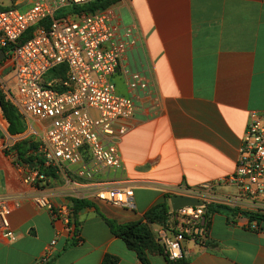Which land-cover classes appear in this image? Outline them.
<instances>
[{
    "label": "crops",
    "instance_id": "crops-1",
    "mask_svg": "<svg viewBox=\"0 0 264 264\" xmlns=\"http://www.w3.org/2000/svg\"><path fill=\"white\" fill-rule=\"evenodd\" d=\"M111 10L125 43L111 81L124 97L131 95L133 75L145 86L137 88L135 114L125 122L130 130L119 145L121 167L99 177L132 188L134 209L118 211L87 198L94 207L78 211L73 245V227L67 230L49 210L38 209L34 197L44 192L50 209L70 210L71 191L92 188L58 178L38 189L26 185L15 157L0 150V196L17 204L9 217L16 238L0 237V264H37L56 234L48 264H101L107 255L118 264H139L100 214L118 223L137 221L176 186L195 188L226 178L235 170L248 113L264 111V0H120ZM211 193L220 204L235 188L221 182ZM231 207L264 213V197ZM171 219L166 229L152 228L156 239L176 232ZM207 237V245L185 237L187 264H264V223L220 212L212 215ZM149 262L166 264L160 255H150Z\"/></svg>",
    "mask_w": 264,
    "mask_h": 264
},
{
    "label": "built area",
    "instance_id": "built-area-1",
    "mask_svg": "<svg viewBox=\"0 0 264 264\" xmlns=\"http://www.w3.org/2000/svg\"><path fill=\"white\" fill-rule=\"evenodd\" d=\"M90 1L0 0V51L4 53L0 65L8 63L12 70V86L0 82V88L23 118L36 120L42 129L43 136L33 154L42 163L17 166L23 183L38 189L52 178L45 174L50 170L69 186L92 188L90 193L73 189L74 198H92L132 210V188L115 187L99 176L121 167L119 145L130 130L125 122L135 114L137 88L145 85L139 84L138 75H133L128 84L131 95L117 94L111 77L120 65L125 43L119 39L111 8L89 14H66L71 7ZM29 30L30 36L20 41ZM59 65L66 66L65 78L49 79V71ZM242 135L232 174L195 188L170 189V196L204 202L201 207L171 212L176 232H162L157 238L171 260L183 256L185 237L194 238L193 233L205 224L206 205L215 202L213 186L221 182L234 186V195L217 200L229 207L255 203L264 197V111L248 113ZM34 205L49 210L52 218L71 229V211L65 206L50 209L46 193L35 196ZM16 206L0 196V237L11 241L16 237L9 217ZM58 236L37 264H48Z\"/></svg>",
    "mask_w": 264,
    "mask_h": 264
},
{
    "label": "trees",
    "instance_id": "trees-1",
    "mask_svg": "<svg viewBox=\"0 0 264 264\" xmlns=\"http://www.w3.org/2000/svg\"><path fill=\"white\" fill-rule=\"evenodd\" d=\"M120 0H92L86 4L80 6L71 7L66 14L80 15L95 13L97 11H102L117 4ZM31 30H29L20 41L25 40L30 36ZM66 74V66L59 65L53 68L48 73L49 79H63ZM59 90V88H56ZM11 102L7 99L5 93L0 88V112L3 119L7 123V132L10 136L21 135L25 132L26 125L24 123L23 117L18 113L16 108L10 104ZM38 143L31 141H19L13 144L9 151L5 154H11L15 157L16 164L26 165L32 162L41 164L40 158L36 157L34 151L36 150ZM45 174L49 177L56 178L52 171L46 170ZM170 196H165V200L162 203L156 204L148 209L142 216L140 220L118 223L113 219H109L100 214L101 218L107 225L110 233L123 241L126 248L135 253L139 264H150V255H160L165 260L166 264H187V260L182 256L180 259L171 260L168 256L164 245L156 239L153 233L152 226H159L166 229L170 224V219L172 216V211L168 203ZM71 214L75 219L74 223H71L72 229V244H76L78 239L76 236L79 231V224L77 222V213L79 210L88 207H94L93 202L87 199L70 198ZM224 212L228 216H242L248 220L249 223H255L259 226L264 223V213H255L241 211L237 208H232L222 204L210 203L206 205L205 224L198 228L197 233H193L195 242L200 245L208 244V232L210 228V219L212 215L216 213ZM256 230V229H255ZM118 259L110 255L104 257L101 264H118Z\"/></svg>",
    "mask_w": 264,
    "mask_h": 264
},
{
    "label": "rangeland",
    "instance_id": "rangeland-1",
    "mask_svg": "<svg viewBox=\"0 0 264 264\" xmlns=\"http://www.w3.org/2000/svg\"><path fill=\"white\" fill-rule=\"evenodd\" d=\"M12 77V70L9 67L8 63H3L0 65V82H7L8 87L12 86V81L10 80V78ZM0 83V84H1ZM24 123L26 125V129L25 132L21 135H17V136H10L7 132V123L6 121L3 119L1 112H0V150L4 153L6 151H9L11 149V147L13 146V144H15L16 142L19 141H31L34 143H39L43 134H42V129L40 130L38 127L36 128L37 134H34L33 131H31L29 129V127L27 126V124H31L34 127L36 126L35 124L37 123L34 121H27L25 120V118H23ZM168 201V200H167ZM97 203H102V202H98ZM118 211H121V209L123 208H115ZM171 224L175 225V221L174 219H171ZM153 229L155 228L154 226L152 227ZM170 236V235H169Z\"/></svg>",
    "mask_w": 264,
    "mask_h": 264
},
{
    "label": "water",
    "instance_id": "water-1",
    "mask_svg": "<svg viewBox=\"0 0 264 264\" xmlns=\"http://www.w3.org/2000/svg\"><path fill=\"white\" fill-rule=\"evenodd\" d=\"M4 60V53L3 51H0V63ZM169 206L171 208L172 212H177L178 210L182 208H187V207H201L204 206V202L190 198V197H185V196H170L168 199ZM75 219L73 217V214H71V223H74Z\"/></svg>",
    "mask_w": 264,
    "mask_h": 264
}]
</instances>
